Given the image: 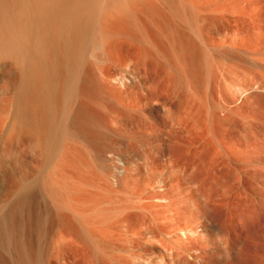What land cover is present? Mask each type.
Wrapping results in <instances>:
<instances>
[{
  "label": "rangeland",
  "instance_id": "obj_1",
  "mask_svg": "<svg viewBox=\"0 0 264 264\" xmlns=\"http://www.w3.org/2000/svg\"><path fill=\"white\" fill-rule=\"evenodd\" d=\"M94 1H97L102 13L115 16V21L107 31L100 26L93 38V43L98 44L94 45L98 47L92 44L93 47L90 46L88 50L87 60L84 62L88 76L87 79L84 78L85 81H81L84 84L80 83L78 86L80 89L77 92L80 94L77 93L76 102L84 103V112L86 111L88 119L102 125L103 131L96 134V137L88 126L86 134H79V138L74 130H69V140L66 139L65 146L69 149L68 152L71 151L67 152L70 158L66 159L67 163H63V172L50 168L53 164L42 172L41 177L47 171L44 178H40V181L38 179L41 183L38 191L34 193L32 200L28 201L22 215H16L14 225L17 234L19 233L17 237L21 239V236L26 234L22 228L29 225L28 228L33 230H30V233L28 231L29 235L26 236L32 238L27 237L32 242L28 241L32 252H41L47 258L56 257V243L61 238L59 231H63L62 229L66 228L64 226L68 224L66 216L70 213V207H77L81 211L80 205H74L71 198L86 197L87 207L83 206L88 210V225L91 226L88 228L99 230L102 227L101 230H107L108 235L116 231L119 232V238L115 241L109 238L111 241L108 239L107 243L105 239L103 241L98 237L102 241L100 243L97 237L93 238L95 241L91 239L89 243L92 245L77 244V250L67 251L65 257H113L110 258L115 260L112 263L119 261L116 263L120 264L122 261L129 263L132 259H136V264H149L145 263L146 260H151L152 264H263L264 232L261 226L264 219L259 209L262 206L260 198L264 193L253 189L255 184L262 185L261 181L253 180L252 183L243 164L242 170L238 167L239 163L233 164L228 156L220 152L215 140L235 142V147L241 148L246 143L244 134L248 132L252 136L249 137L251 141L248 140L251 144L261 142V135L264 138V46L257 50L259 52L256 51V54L233 53L226 49L214 48L210 39L209 46L205 49L199 39L200 28L202 30L201 5L204 2L217 3V6L225 2L227 7L234 6L237 9L253 5L246 0ZM257 13L261 14L260 11ZM183 18L192 22L189 20L186 24ZM252 41H255V38H252ZM106 42H110V47ZM111 56H115L119 64L125 63L123 68H126V71L123 68L120 70V67L116 68L115 64L110 65L112 68L108 66L106 69L113 72L111 73L114 80L108 78L102 81L99 66L109 65L111 60L108 57ZM100 58L104 63H95L100 61ZM135 62L139 64L136 65ZM0 99L2 105L5 102L2 88ZM212 100L217 102L213 103ZM227 109L229 112H225ZM3 117L0 112V151L10 149L12 152L9 153L10 157H3L5 165L0 170V188L6 186L16 160H22L18 142L10 143L3 139L9 125H3ZM8 145L12 148H8ZM28 153L23 157L27 164L34 154ZM118 167L122 168L121 177H117ZM258 172L260 178L264 173ZM32 205L36 213L38 212L37 219L33 216L35 210ZM64 206L69 207L65 209ZM151 212L158 213L153 215ZM30 213L35 220L28 218ZM156 218L161 220L156 222ZM99 220L102 222L99 223ZM157 223L162 224L165 232L156 227ZM181 231H185V235H182ZM4 254L2 257H8ZM197 257H203V260L200 262ZM241 257H245L242 259L245 263Z\"/></svg>",
  "mask_w": 264,
  "mask_h": 264
},
{
  "label": "bare ground",
  "instance_id": "obj_2",
  "mask_svg": "<svg viewBox=\"0 0 264 264\" xmlns=\"http://www.w3.org/2000/svg\"><path fill=\"white\" fill-rule=\"evenodd\" d=\"M228 1H231V0H228ZM246 1L250 5H253V7L240 8V9H237L234 6L227 7L224 1H223L224 6H223V4L221 6L220 5L217 6V3L208 2V1L204 2L201 5L202 6V8H201V10H202V30L200 28V32H202V33L199 32V39H200V41H202L201 43L204 45L205 49H206V47L209 46V39L212 42V46L214 48H218L221 50L226 49V51H230L233 53L234 52H239V53L241 52V53H250V54L255 53L256 54L257 50H259L260 48H263V46H264V0H246ZM100 9H101V7L97 3V1L93 2V0H0V82H1L0 84L2 85V87H0V89L2 88V90H3L4 100H5V102H3V104L1 103L2 105H0V112L4 115L3 125L6 124L5 125V127H6L9 124L8 127H6V128H8V132L4 136L3 139L9 141L10 143H12L13 141L18 142V144L20 145V154L22 156V160L21 159H19V161L16 160L15 168L10 172L6 186L4 188H0V264H120V263H116L119 261L112 263L115 260L110 259V258H113V257H110V258L104 257V256H101V257H65V253L67 251L70 250L72 252V250L73 251L77 250L75 247L77 244H81V245H85V246L92 245L89 243H90L91 239L93 240V238L99 237L100 240L104 241V239H105V242H106V240L109 241L110 239H112V241H115V240H118V238H119V232L116 233V231L112 232L111 235L109 234L110 235L109 236L107 230H101L102 227L100 228L98 226L100 228V229L98 228L99 230H97V229L93 230V229L88 228V226H89L88 225V215L86 214V213H88V210L86 211V209L84 207L87 205L86 203L88 202V199H86V197L78 199L77 197L74 198L72 196L73 197V198H71L72 203L73 204L76 203V205L79 204L81 211H79V208L73 207L72 206L73 204H71L72 208L70 207V210H69L70 213L68 214V216H66L67 217L66 223H68V224H66V226H64L66 228L62 229L63 231H61V232L59 231V233H61L60 234L61 238L56 243V246H57L56 257L47 258V257H44L43 256L44 254H42L41 252L40 253L38 252L39 254H34L35 252H32V250L30 249L29 244H28L29 239H27V237H29V236H26V234H28L27 232L29 231V233H30V230H33V229H31L30 227H29L30 228L29 229L28 228L29 225L28 226L25 225L27 227L26 228L23 226L24 225L23 224L22 227H24V229L22 228V230H24V233H26V234L23 233L24 234L23 236L20 235L21 236V239H20L17 237V236H19L18 235L19 233L17 234V232L15 230V225H14L16 215L19 213L21 214L24 210H26L25 209L26 204L28 205V203L30 202V199L33 197L34 193H36L38 191V189L40 187L39 184H41L39 182L41 180L40 178H44V174L47 171L43 174V177H41L42 172H44V170L46 168H48V166L50 167V165H52V164L54 166L52 165L53 167H50V168H53L54 170L59 169L60 172H63L62 170H64V169H61L62 165L65 166V164H63V163H67L66 159L70 158V157H68L69 155H67V152L69 149H67V146H65V144H66L65 141H66V139H68L67 135L70 134L69 130H71V129L74 130V132L78 134V137L80 135H85L89 128H90L89 130H91V132L95 133V136H96V134H99L100 131H103L102 125L100 126L99 123L97 124L96 121L88 119L87 114H85L86 111L84 112V108H85L84 103L82 104V103L76 102L77 93H79L77 91H78V89H80L78 86H80L79 84L81 83V81L85 77H86L85 79H87V76H88V71L87 70L85 71V68H84V62H85V60H87L86 58H87L88 50L90 49V46L92 44H93V46L98 45L96 43H93L94 42L93 38L98 33V28L100 29V26L105 28L107 31L109 26L111 28V23L113 21H115L114 20L115 16L110 15L108 13H104V12L102 13L101 12L102 10H100ZM250 10H252V11H250ZM254 11H255V13H254ZM257 11H260L261 14H259V13L256 14ZM111 13H113V12H111ZM122 16H125V15H122ZM191 17H193V16H191ZM128 19H129V17H128ZM130 19H132V18H130ZM193 19H194V17H193ZM200 19H201V17H200ZM116 20H118V19H116ZM149 20L150 19H148V21ZM189 20L184 19L183 21H185L187 24V23H189ZM155 25H156V23H155ZM159 26L160 25H158V27ZM189 28H191V27H189ZM116 30H117V28H116ZM112 33H113V31H112ZM114 33H115V30H114ZM106 38H107V36H106ZM252 38H255V41H252ZM110 42H106L107 45L109 44V47L111 45ZM94 44H96V45H94ZM203 45H202V47H203ZM210 45H211V43H210ZM93 46H91V47H93ZM96 47H98V46H96ZM109 47L106 46V48H109ZM257 52H259V51H257ZM181 53H179V54H181ZM239 53H238V55H239ZM203 54H205V53H203ZM205 55H207V54H205ZM109 56H110V54H109ZM108 58L111 60V61L109 60L110 61L109 65L103 66V64H101L100 65L101 67L98 65L100 68L99 76L102 78V81H103V79L107 80L108 78L114 80V77L112 74L113 72L110 71L109 69L107 71V69H106L108 66L111 67L110 65L115 64L116 68L118 67V69H119V67H120V70H122V68L125 66V63L119 64L118 61L116 60L117 58H115V56H111ZM213 58H211V59H213ZM97 60H99V59H97ZM102 60L103 59H101L100 61H97L95 63H98V62L104 63V60L103 61ZM106 60H105V62H106ZM203 61H204V59H203ZM179 62H181V61L179 60ZM135 64H136V62H135ZM137 64H139V63H137ZM93 65H94V63H93ZM224 65H226V64H224ZM229 67H231V65ZM99 68H98V71H99ZM233 68H234V66H233ZM123 69H125V71H126V68H123ZM132 69H135V68H132ZM226 70L227 69H225V71ZM116 71H117V69H116ZM207 71H209V70H207ZM185 72H186V68H185ZM227 73L230 74V72H228V71H227ZM93 74L95 75V73H93ZM218 77H219V75H218ZM85 79L83 81H85ZM220 82H221V80H220ZM215 83H217V81ZM81 84H84V83H81ZM91 84H93V83H91ZM110 84H112V83H110ZM83 86H85V85H83ZM144 89H145V87H144ZM218 91L220 92V90H218ZM84 92H85V90H84ZM127 93H129V92H127ZM146 94H149V93H146ZM84 96H86V95H84ZM219 96H221V95H219ZM106 98H107V96H106ZM1 99H3V98H1ZM136 99H137V97H136ZM212 102H213V100H212ZM226 106H228V105H226ZM86 109H88V108H86ZM225 112H229V110L227 109V111H225ZM232 113H234V112H232ZM213 114H215V113H213ZM225 114H228V113H225ZM100 123H102V122H100ZM247 124H249V123H247ZM88 126H89V128H88ZM248 127H249V125H248ZM255 131H256V129H255ZM246 132H248V131H246ZM212 133H213V131H212ZM72 136H71V138H72ZM95 136H93V137H95ZM214 136H215V134H214ZM244 137L246 138V143H244L243 147H241V148L235 147V144H236L235 142H233V143L227 142V141L220 142V141H218V139H216L215 141L217 142V146L219 147L220 152L222 154H225L226 156H228L229 160L233 164L236 163L238 165V163H239L240 166H241V164H243L245 169L248 171V174L250 175L248 177V179L249 180L252 179V183H253V180L261 181L260 183L262 185L259 186L258 184L257 185L255 184V186H253V189H255V191L258 190V191H262L264 193V178H263L264 174H262L263 176L260 175L261 177L258 178L259 177L258 171H261L260 173H264V140H263L264 138H262V135H261V139H260L261 142H259V143L253 142V144H251L249 142V141H251V140H249L250 139L249 137H252L250 135V132L246 133V135L244 134ZM102 138H103V135H102ZM219 140H221V139H219ZM99 141H100V139H99ZM7 147L12 148L11 145H8ZM68 148H69V145H68ZM10 152H12L10 149H6L4 152L0 151V170L5 165V163L3 161V157L4 156L10 157V154H9ZM28 152L34 153L31 156L30 163L28 162L29 164H27L26 162L23 161V157L26 156V154ZM70 152H68V153H70ZM70 156H71V154H70ZM74 156H76V155H74ZM222 156H224V155H222ZM75 160H77V159H75ZM217 160H218V158H217ZM80 161H81V159H80ZM240 166H238V167L241 170H242V168L244 169V167H242V166L240 167ZM230 168H231V166H230ZM65 170H66V168H65ZM117 170H118L117 177L123 176L122 168L118 167ZM245 173H247V172H245ZM38 179H39V181H38ZM56 180H58V179H56ZM65 180H67V178ZM45 182H43V183H45ZM56 182H58V181H56ZM62 182L64 183V181H62ZM47 183H49V182L47 181ZM53 183H54V181H53ZM46 186H48V185H46ZM52 188H54V187H52ZM78 190H79V188H78ZM171 193H173V192H171ZM49 194H51V193H49ZM153 194H155V193H153ZM53 195H55V194H53ZM83 196H85V195H83ZM151 196H152V194H151ZM202 196L203 195H201V197ZM206 197H208V196H206ZM260 199H261L260 201H261L262 206H261V208L260 207H258V208H260L259 209V211H261L260 215L262 213L263 217L262 216L261 217L264 219V195ZM174 201H175V199H174ZM94 202H96V201H94ZM168 202H170V201H168ZM182 202H184V201H182ZM90 206H92V205H90ZM203 206H205V205L203 204ZM29 207H27V208H29ZM68 207L65 208V206H64L65 209H68ZM255 207H254V210H255ZM33 208H34V206H33ZM30 209H32V208L30 207ZM34 210H35V208H34ZM63 211H64V209H63ZM205 211H206V209H205ZM257 211H258V209H257ZM32 212H33V210H32ZM65 212H66V210H65ZM177 212H179V211H177ZM37 213H36V210L33 212V214H34L33 216H35V219H37V215H38ZM157 213L154 212L152 214L157 215ZM27 214H26V216H27ZM85 214H86V217H85ZM144 214H146V213H144ZM206 214H204V216ZM164 215H166V213ZM258 215H259V213H258ZM17 216H19V215H17ZM31 216L32 215L30 213V217H28V218L34 219L33 216L32 217ZM91 217H92V215H91ZM158 217H159V215H158ZM26 219H27V217H26ZM91 219L92 218H90V220ZM93 219H95V218H93ZM146 219H144V220H146ZM205 219H208V217H205ZM156 220H157L156 222H158L161 219L156 218ZM28 221H26V223ZM100 221L102 222V220H99V223H100ZM93 222H91V223H93ZM153 222H155V221L153 220ZM91 223H89V224L92 225ZM99 223H98V225H99ZM103 223H105V222H103ZM221 223H222V221H221ZM16 224H17V222H16ZM113 224H115V223L113 222ZM176 224H178V223H176ZM218 224H220V223H218ZM222 224H224V223H222ZM105 225H107V224H105ZM89 227H91V226H89ZM96 227H97V225H96ZM121 227H123V226H121ZM156 227L159 230H161L162 232H165V230L162 227V224L161 225L158 224ZM261 227H262V231L264 232V222L262 223ZM92 228H94V227H92ZM142 228H144V227H142ZM111 229H113V228H111ZM148 229H149V227H148ZM169 229H171V228H169ZM20 231H21V229H20ZM219 231L220 230H218V232ZM181 232H182V235L183 234L185 235V233H184L185 231H181ZM39 234H40V232H39ZM222 234H223V231H222ZM32 235H33V233H32ZM99 238H98V241H100ZM147 238H148V236H147ZM30 239H32V238H30ZM228 239H230V238H228ZM216 240L217 239H215V241ZM222 240H223V238H222ZM240 240H241V238H240ZM93 241H95V240H93ZM179 241H180V238H179ZM96 242H97V240H96ZM101 242L102 241H100V243ZM30 243H32V242H30ZM169 243H171V242H169ZM104 247L105 246H103V249H104ZM166 248H167V246H166ZM235 248H236V246H235ZM174 249H175V247H174ZM99 250H102V249H99ZM4 253L8 257H2V254H4ZM107 253L108 252H106V254ZM5 254H4V256H5ZM175 254H177V253H175ZM126 258H124V259H126ZM244 258L241 257L240 259L242 260ZM197 259L200 260V262H201V260H203V257H197ZM236 259H238V258H236ZM119 260H121V259H119ZM135 260L136 259L131 260L133 262V264H136ZM131 261H129V263H127V262L125 263L124 261H122L123 263L121 261L120 262H121V264H132ZM146 261L147 262H145V263L149 262V264H152L151 260H150L151 262L148 260H146ZM245 262L243 261V263H245ZM232 263H234V262H232ZM203 264H205V263H203Z\"/></svg>",
  "mask_w": 264,
  "mask_h": 264
}]
</instances>
